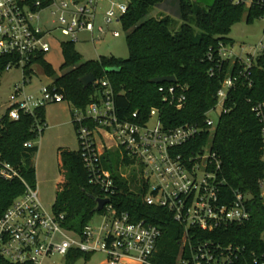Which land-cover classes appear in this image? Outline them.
<instances>
[{"label":"built area","instance_id":"obj_1","mask_svg":"<svg viewBox=\"0 0 264 264\" xmlns=\"http://www.w3.org/2000/svg\"><path fill=\"white\" fill-rule=\"evenodd\" d=\"M245 8L255 7L264 12V0H231ZM112 8L105 14V23L126 12L127 3L112 0ZM96 0H0V57H8L6 70L23 71L38 54L51 50V33L59 28L62 33L74 35L81 29L95 31ZM53 8L57 27L45 29L39 25L40 13ZM99 34L103 26L97 27ZM233 45L219 43L209 49L207 59L216 62L221 71L222 62L230 66L238 61L242 71L232 72L230 67L220 81L216 102L203 114V123H182L167 126L161 119V109L152 107L146 119H139L133 111L129 119H121L116 110L113 88L106 78L94 81L96 96L84 108H74L75 128L79 140V153L90 184L103 194L100 198L114 196L117 186L111 170L104 167L106 152H118L126 159V167L136 169L146 205L167 209L182 228V239L176 264H264V250L246 253L244 246L223 244L206 238L231 224L240 225L250 218L247 209L249 197L237 190L226 191V181L220 173V160L209 143L197 150L187 149L190 141L213 135L219 116L227 111L225 101L235 87L239 75L245 74L253 58L237 56ZM262 52V51H261ZM216 54V56H215ZM214 68L210 69L213 75ZM187 85L160 84L158 92L162 101L181 109L186 101ZM64 101L51 86L43 85L35 94H24L22 85H15L9 97L8 117L18 119L20 111L33 113L38 107ZM260 117L264 170V102L253 108ZM25 146H31L27 142ZM120 175H127L120 169ZM18 178L19 172L8 163L1 162L0 178ZM25 191L18 196L0 217V257L3 264H49L47 258L59 255L66 258L72 252L92 254L102 252L104 264H157V242L161 229L144 220H134L127 212H119L109 201L99 214L101 223L89 222L81 232L63 225L64 215L47 213L41 206L36 187L23 181ZM264 196V180L259 181ZM264 232L261 235L263 239Z\"/></svg>","mask_w":264,"mask_h":264},{"label":"trees","instance_id":"obj_2","mask_svg":"<svg viewBox=\"0 0 264 264\" xmlns=\"http://www.w3.org/2000/svg\"><path fill=\"white\" fill-rule=\"evenodd\" d=\"M30 2L37 0H28ZM42 5L50 0H41ZM163 0H127V10L118 21L126 32L125 41L128 56L119 59L114 56H99L84 60L75 49L73 40H63L60 47L63 63L56 70L44 59V54L36 55L30 64H38L44 74L51 78L54 87L72 108L82 109L96 96V85L84 88L79 78L92 73L95 80H109L113 92L117 114L121 119H129L133 111H138L139 119H146L152 107L161 109V119L167 126L182 123H203L204 112L216 102L220 81L228 68L232 72L242 71V65L235 61L222 62L221 71L216 62L207 59L209 49L218 44L233 45L228 34L232 25L245 15L252 21L264 15L258 8H245L233 4L231 0H215L213 6L206 7L194 0H179L181 22L165 13L150 15V11ZM216 56V54H215ZM8 57H0V79L6 71ZM118 71L108 72V68ZM214 68L213 75L210 69ZM33 69L27 65L23 70L22 83L31 79ZM174 76L177 84L187 85L184 106L177 110L162 101L157 84L152 78ZM163 83L162 85H167ZM264 102V51L256 55L245 74L238 76L225 101L227 111L222 113L213 132L190 141L187 149L197 150L209 143L220 160V173L226 181V191L237 189L245 193L248 221L231 224L226 229L203 234L206 238L223 244L244 246L246 253L251 250L263 251L264 241V196L259 185L264 180L261 161L262 138L260 117L252 108ZM8 110L0 117V164L8 163L19 172L20 177L0 178V217L11 203L25 191L23 181L36 187L35 168L31 164L37 152L34 140L45 126V106L34 112L20 111L18 119H10ZM32 142L31 146H25ZM61 178L57 183L53 213L63 214L65 228L81 232L96 213L95 198L102 192L88 181L79 150L59 149ZM104 167L111 170L117 192L110 202L119 212H127L134 220H144L161 229L157 242L155 261L157 264H176L182 239V228L174 220L171 212L164 208L146 205L143 202L145 189L136 169L122 177V170L129 161L121 159L118 152H106L102 159ZM132 187L134 189H132ZM90 254L72 252L67 254L65 264H74L79 258ZM0 264L3 261L0 257Z\"/></svg>","mask_w":264,"mask_h":264},{"label":"rangeland","instance_id":"obj_3","mask_svg":"<svg viewBox=\"0 0 264 264\" xmlns=\"http://www.w3.org/2000/svg\"><path fill=\"white\" fill-rule=\"evenodd\" d=\"M59 2L61 0H55ZM112 0H96L94 25L103 26L104 33L99 34L95 29L92 34L86 29H81L74 35L62 33L57 25V15L51 14V10L44 9L40 13L39 25L45 29H54L51 38V50L44 55V59L51 64L57 74H61L59 68L63 63V55L60 42L63 40H73L75 49L81 54L84 60L97 59L99 56H114L124 59L128 56L125 36L121 23L117 18L110 24L105 23V14L112 8ZM127 3V0H121ZM179 1V0H178ZM178 1L167 0L164 8L168 15L180 23ZM159 9L154 7L150 15L158 14ZM158 12V13H157ZM162 12V13H163ZM228 38L232 40L233 52L248 59V55H255L264 51V15L252 21H247L244 15L239 22L232 25ZM23 71L21 68H12L3 72L0 79V117L9 108V97L15 85H22ZM51 83V78L47 77L38 64L33 65V74L28 83L23 84L24 94H35L43 85ZM74 108L67 101H61L46 107L45 126L43 132L33 141L37 146V152L31 159V164L35 168V184L42 208L49 214L53 213L57 183L61 178L59 167V149L78 150L79 140L74 124ZM130 167H124L122 172L127 176ZM132 189H134L132 187ZM102 216L96 213L91 224L98 226ZM106 256L102 252H94L87 258H79L74 264H104ZM66 259L54 255L47 258L49 264H65Z\"/></svg>","mask_w":264,"mask_h":264},{"label":"water","instance_id":"obj_4","mask_svg":"<svg viewBox=\"0 0 264 264\" xmlns=\"http://www.w3.org/2000/svg\"><path fill=\"white\" fill-rule=\"evenodd\" d=\"M83 1V0H80ZM198 4H202L206 7L213 6L215 0H194ZM108 72H115L118 71V68L112 67L107 69ZM80 83L83 85L84 88L88 87L95 81V76L92 73H88L79 78ZM153 84H163V83H176V78L174 76H162V77H155L150 80ZM108 198H95L96 202V211L102 210V208L109 203ZM264 239V235H263Z\"/></svg>","mask_w":264,"mask_h":264},{"label":"crops","instance_id":"obj_5","mask_svg":"<svg viewBox=\"0 0 264 264\" xmlns=\"http://www.w3.org/2000/svg\"><path fill=\"white\" fill-rule=\"evenodd\" d=\"M166 1H167V0H163L162 2L157 3V4L154 6V7H156V8L159 9V11H158L159 13H160V12H163V11H167V10H165V8H164V7L166 6V5H164ZM173 1L175 2V1H178V0H173ZM178 6H179V1H178ZM158 12H157V13H158ZM163 13L167 14L166 12H163ZM179 17H180V10H179ZM117 21H118V20H117ZM54 104H55V103H54ZM56 104H57V103H56ZM49 105H52V104H48V105L45 106V114H46V107L49 106Z\"/></svg>","mask_w":264,"mask_h":264}]
</instances>
